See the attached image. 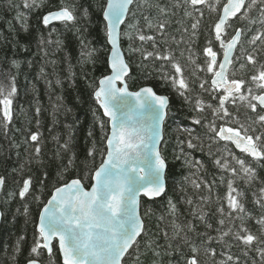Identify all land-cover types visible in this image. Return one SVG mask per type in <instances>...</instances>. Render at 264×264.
Returning a JSON list of instances; mask_svg holds the SVG:
<instances>
[{
  "label": "trees",
  "instance_id": "trees-1",
  "mask_svg": "<svg viewBox=\"0 0 264 264\" xmlns=\"http://www.w3.org/2000/svg\"><path fill=\"white\" fill-rule=\"evenodd\" d=\"M63 2L75 6L77 22L67 26L56 22L46 28L41 23L42 16L60 7L61 0H43L41 7L30 10L23 8V0H0V85L7 88L10 78L15 76L17 86V95L12 105L13 121L7 129L3 126L0 114V175L6 178L1 203L4 215L0 226V264H26L27 260L33 257L30 249L34 244L42 207L56 187L73 178L84 177L86 170L82 161L92 147L93 140L96 144V156L94 163H90L88 167L92 169L99 166L102 159L100 150L105 147V142L101 140L104 133L99 126L100 120L105 123V133L110 134L108 118L103 115V110L93 96L99 80L110 72L108 57L111 47L105 37L101 12L105 0ZM178 2L182 4L183 0H137V4L133 5L135 16L129 17L128 22L137 24L146 35L156 36L157 44L170 48L179 59L192 89L186 94L189 97L187 101L170 84L159 78L161 61L152 58L145 60L140 52L131 51L132 48L152 51L151 42L142 44L135 39L134 29H126L125 26L122 29V32L128 31L133 36L130 40L128 36L122 35V47L131 67L130 78L127 79L129 87L137 90L144 85H151L156 92L167 95L170 99L165 121V137L161 146L169 165L167 192L158 199L142 198L141 214L147 232L142 234V239L139 238V250L135 255L126 256L127 264H134L136 256H139V264H177L181 257L173 251L179 239H172L173 221L182 227L191 223L195 231H188L185 227V231L180 235L184 236L186 233L188 239L198 245L201 244L202 233L208 232L215 237L214 229L220 227L218 220L221 218L216 211L217 196H224L229 179H232L234 186L243 193L241 200L252 217L247 223L253 232H257L258 228L256 218L264 214V210L254 202L260 195L259 189L264 187V165L257 164L251 157L245 156L230 141L221 140L210 127L214 124L218 130L221 126L238 128L240 124L247 125L250 123L247 119L250 113L243 103L237 100L235 104L226 105L233 116L220 119L206 107L208 103L217 105L218 100L212 99L209 92L199 88L200 82L207 80L206 87L211 83L212 73L204 70L203 49L208 40H213L212 46L218 53V61L223 55L219 43L214 40V33L210 31L218 18L219 9L212 11L207 6L203 7L204 15L199 30L192 36V20L184 16L183 8L174 7ZM215 2L216 0H209V4L214 5ZM224 2L226 0H222V3ZM40 3L41 0H37V4ZM157 4L167 9L166 16L161 15ZM17 5L20 7H16ZM84 9L88 10L87 19L82 14ZM18 12L27 16L26 31L22 27L23 21L16 19ZM145 16L151 19L153 24L160 20L169 22L164 37L155 29L149 30L146 27ZM261 19L260 11L254 7L249 19H233V27L227 29L228 33H232L235 27L244 28L229 77L235 73L236 78L247 79L248 69L239 68L240 63L245 62V52H253L258 60L264 62V43H249L253 35L264 32ZM249 20H254L255 23H250ZM52 27H55L56 31L52 32ZM184 28H188V31L185 32ZM164 40H167V44L163 43ZM81 41L87 45L86 48L82 47ZM181 51L184 52L183 56H180ZM237 57L239 59H236ZM193 60L195 64L192 63ZM13 61L19 66L14 65ZM196 65H200V68ZM166 70L171 71L170 65L166 66ZM196 99L204 102V112L194 108ZM37 107L40 108L39 115L36 112ZM195 119H201V123L195 124ZM37 120L40 121L39 127ZM185 129H188L191 135ZM37 130L42 134V154L38 158L34 156L33 145L28 140L30 133ZM89 131L93 133L91 137L88 136ZM69 140L70 151H63L60 145ZM188 140H192L196 147L188 148ZM58 151L59 158L56 155ZM72 153L76 154L75 166L65 171L63 165ZM233 155L245 159L246 163L256 169V179L246 182L241 178L242 173L233 177L230 171L216 165L215 161L220 159L222 163L227 161L230 167L239 170ZM29 176L33 178L31 194L25 200H21L18 194L9 196V193H18L22 180ZM41 180H44L43 186ZM82 182L86 187H90L93 181L85 178ZM193 182L200 184V187L196 188ZM208 185H211V191ZM36 196L40 198L38 201ZM169 199L176 205L174 214L170 213ZM188 200L192 203L188 204ZM194 211L197 214H205L206 222L211 223L213 229H207L205 222L193 215ZM227 226L229 225L226 220L225 227ZM165 231L168 233L167 239L163 235ZM148 243L152 244L151 249L147 247ZM169 243L173 248L167 247ZM54 245L55 264H62L58 244L54 242ZM211 247L217 252L214 258L217 261L224 258L219 253L225 251L230 252L234 258L238 257L239 264H264L258 253L249 251L245 256L244 251L247 250L242 246H235L234 242L229 249L213 240ZM184 251H188L187 247ZM38 259L42 264H49L46 250ZM201 260L202 264H213V258L203 252Z\"/></svg>",
  "mask_w": 264,
  "mask_h": 264
},
{
  "label": "snow or ice",
  "instance_id": "snow-or-ice-1",
  "mask_svg": "<svg viewBox=\"0 0 264 264\" xmlns=\"http://www.w3.org/2000/svg\"><path fill=\"white\" fill-rule=\"evenodd\" d=\"M221 3L222 0H216L214 5L209 4V0H183L182 4L178 2L174 7L183 8L184 16L191 18L192 36H195L199 30L201 18L204 15L202 8L207 6L212 11L219 9L218 18L210 31L214 33V40L223 50V60L218 61V53L212 46L213 40H208L203 49L204 70L212 73L211 83L209 87H206L207 80L200 82L199 88L209 92L212 99L218 100L217 105L212 103L206 105L212 110L214 116L220 119L231 118L233 113L226 105L235 104L239 100L250 113L247 116L250 123L240 124L238 128L221 126L217 130L214 124L210 127L221 140L232 142L245 156L251 157L257 164L264 165V62L258 60L253 52H245V62L240 63L239 68L240 70L248 69L247 79L236 78L235 73L229 77L227 71L228 66L234 63L232 54L241 42L244 28L235 27L232 33H228L227 29L233 27V19H249V14L254 7L260 11L261 24L264 25V0H226L222 3V7ZM136 4L137 0H105L101 6L105 37L107 43L111 45L108 61L111 74L99 80L93 96L103 110V115L108 118L110 134L105 133V123L100 120L99 126L104 133L101 140L105 142V147L100 150L102 159L99 166L92 169L88 167L90 163H94L96 156V144L93 140L92 147L82 161L86 170L84 177L73 178L62 186L56 187L51 198L42 208L36 226L34 244L30 249L33 257L27 260V264H41L38 258L45 250L49 264H55L54 242L58 244L62 264H127L126 256L135 255L139 250L138 238L142 239V234L147 232L145 221L140 215L141 195L154 199L167 192L169 165L161 151L163 142L161 125L169 105V98L157 94L151 86L141 87L135 92L129 90L126 78H130V66L124 59L119 43L122 35L128 36L130 40L133 36L128 31L122 32L121 25H124L126 29H134L135 39L142 44L151 42L152 51L140 48H132L131 51L140 52L145 60L152 58L161 61L158 71L159 78L164 83L170 84L186 101L189 98L186 94L192 89L190 81L184 75V67L172 50L159 46L156 36L146 35L137 27V24L128 22L129 17L135 16L132 6ZM42 5L43 0L40 4H37V0H23L22 6L30 10ZM156 7L162 16L167 15L165 7L159 4ZM75 12L74 5H66L61 0V6L44 14L41 23L46 28L54 21L61 22L65 26L75 24L78 19ZM82 14L85 19L88 18L87 9H84ZM16 19L23 21L22 27L26 31V14L18 12ZM144 20L149 30L155 29L161 37L165 36L169 23L167 20H160L156 24H153L147 16ZM249 22L255 23L254 20ZM51 31H56V28L52 27ZM184 31L187 32L188 28H184ZM257 41L264 43V32L253 35L249 43L255 45ZM41 42L43 43V40ZM163 43L167 44V40ZM81 45L83 48L87 47L83 41ZM189 52V59H191L190 48ZM87 55L90 56L91 53ZM183 55L184 52L181 51L180 56ZM192 63L195 64V61L193 60ZM13 64L19 66L16 61H13ZM169 65L171 71L166 70V66ZM249 65L251 68H248ZM196 67L200 68V65ZM15 81L16 77L12 76L7 88L0 85V114H2L5 129L13 121L12 105L17 95ZM194 108L204 112L205 104L202 100L196 99ZM36 112L39 115L40 108L37 107ZM36 123L39 127L40 121L37 120ZM194 123L200 124L201 119H195ZM185 131L189 132L188 129ZM41 135L37 130L28 136V140L33 145L34 156L37 158L42 154ZM92 135V131H89L88 136ZM189 135H191L190 132ZM187 147L191 149L196 145L192 143V140H188ZM60 148L66 152L70 151V140L65 141ZM56 155L59 158L60 152L58 151ZM232 158L239 165V170L230 167L227 161L222 163L220 159H217L215 163L221 169L230 171L233 177L242 173L241 178L246 182L256 179V169L251 164L235 155ZM75 163L76 154L72 153L67 163L63 165L64 170L74 167ZM44 175L46 177L47 173ZM85 178L93 181L90 190H85L83 186L82 179ZM43 183L44 180H41L42 186ZM193 183L196 188L200 187V184ZM5 184L6 178L0 175V189H3ZM32 186L33 178L31 176L24 178L18 193H9V196L18 194L21 200H25L31 194ZM207 187L211 191V185ZM226 188L227 191L223 197L217 196L216 211L221 218L218 220L220 227L214 229L215 237L208 232L202 233L200 234L201 244L198 245L189 240L186 233L184 236L180 235L185 231V227L188 231H195L191 223L182 227L173 221L172 239L179 238L173 251L179 253L181 257L177 264H202V252L213 258V264H239L238 257L234 258L230 252L225 251L219 253L224 257L223 259L215 260L217 252L211 247L213 240L229 249L234 242L235 246H242L247 250L244 251L245 256L249 251H255L264 260V214L256 218L258 228L257 232H253L247 223L252 217L247 213L241 200L243 193L234 186L232 179L227 181ZM259 193L254 202L264 210V187L259 189ZM35 199L38 201L40 198L36 196ZM187 203L191 204L192 201L188 200ZM168 206L170 213L174 214L176 205L171 199L168 201ZM25 214H27V207H25ZM3 215L0 212V217ZM193 215L205 222L207 229H213V225L206 222L205 214H197L194 211ZM226 220L229 225L227 227H225ZM163 235L166 239L168 238L166 231ZM147 247L151 249L152 244L148 243ZM167 247L171 249L173 245L169 243ZM185 247L188 249L187 252L184 251ZM17 251H19L18 247ZM134 264H139V256H136Z\"/></svg>",
  "mask_w": 264,
  "mask_h": 264
},
{
  "label": "water",
  "instance_id": "water-1",
  "mask_svg": "<svg viewBox=\"0 0 264 264\" xmlns=\"http://www.w3.org/2000/svg\"><path fill=\"white\" fill-rule=\"evenodd\" d=\"M54 22H56V21H54ZM121 27H122V25H121ZM119 47H120V50H121V52H122V54H123V56H124V59H125V61L128 63V60H127V57H126V54H125V52H124V49H123V47H122V43H121V39H120V43H119ZM235 52H236V50L233 52V54H232V57L234 58V55H235ZM111 54V53H110ZM223 60V55H222V57H221V60L220 61H222ZM129 64V63H128ZM129 66H130V64H129ZM109 68H110V66H109ZM230 68H231V65H229L228 66V74H229V70H230ZM218 70V69H217ZM130 73H131V67H130ZM111 74V68H110V72H109V74H107V75H110ZM107 75H105V76H107ZM104 77V76H103ZM102 77V78H103ZM101 78V79H102ZM128 78H126V80H127ZM127 84H128V81H127ZM144 86H151V85H144ZM144 86H142V87H144ZM128 87H129V84H128ZM152 87V86H151ZM141 88V87H140ZM139 88V89H140ZM139 89H137V90H132L130 87H129V90L130 91H133V92H135V91H138ZM154 89V88H153ZM154 91H156L155 89H154ZM157 94H159V95H164V94H160V93H158L157 92ZM165 96H167V95H165ZM168 97V96H167ZM169 98V97H168ZM169 104H170V99H169ZM168 108H169V105H168ZM168 108L166 109V115H165V118H164V121H163V123H162V125H161V128H162V134H163V140H164V137H165V121H166V118H167V114H168ZM223 127H226V126H223ZM232 143V142H231ZM234 145V144H233ZM162 146V145H161ZM235 146V145H234ZM237 149V148H236ZM239 150V149H238ZM240 151V150H239ZM83 183V182H82ZM93 183V182H92ZM166 184H167V181H166ZM62 186V185H61ZM83 186H84V188H85V190H90V187H86L85 185H84V183H83ZM3 190H4V188L3 189H0V212H2L3 213V211H2V205H1V203H2V194H3ZM55 190V189H54ZM54 193V191L52 192V194ZM52 194H51V196H52ZM51 196L49 197V199L51 198ZM163 196V195H162ZM161 196V197H162ZM142 198H143V196L141 195V201H142ZM144 198H146V197H144ZM158 198H160V197H157V198H154V199H158ZM48 199V200H49ZM146 199H148V198H146ZM48 200H47V202H48ZM149 200H153V199H149ZM47 202L45 203V204H47ZM44 204V205H45ZM44 207V206H43ZM42 207V208H43ZM42 210V209H41ZM140 215H141V217H142V214H141V208H140ZM2 219H3V217H0V226H1V223H2ZM142 219H143V217H142ZM38 221H39V219H38ZM139 239V238H138ZM27 264V263H26ZM42 264V263H41Z\"/></svg>",
  "mask_w": 264,
  "mask_h": 264
},
{
  "label": "bare ground",
  "instance_id": "bare-ground-1",
  "mask_svg": "<svg viewBox=\"0 0 264 264\" xmlns=\"http://www.w3.org/2000/svg\"><path fill=\"white\" fill-rule=\"evenodd\" d=\"M133 7V6H132ZM54 10H56V9H54ZM52 11V10H51ZM46 14V13H45ZM56 22H58V21H56ZM56 22H53V23H56ZM123 27H124V25H122V27H121V31H122V29H123ZM121 43H122V36H121ZM110 47H111V45H110ZM110 53H111V49H110ZM110 53H109V56H110ZM108 61H109V57H108ZM109 74V73H108Z\"/></svg>",
  "mask_w": 264,
  "mask_h": 264
}]
</instances>
